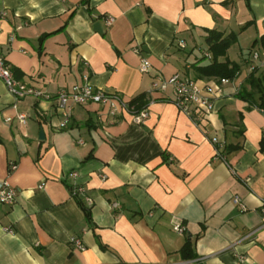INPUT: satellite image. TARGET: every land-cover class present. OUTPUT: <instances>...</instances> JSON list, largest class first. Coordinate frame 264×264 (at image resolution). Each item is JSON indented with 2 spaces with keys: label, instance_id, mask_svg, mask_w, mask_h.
I'll return each mask as SVG.
<instances>
[{
  "label": "crops",
  "instance_id": "0c3cea01",
  "mask_svg": "<svg viewBox=\"0 0 264 264\" xmlns=\"http://www.w3.org/2000/svg\"><path fill=\"white\" fill-rule=\"evenodd\" d=\"M208 32L236 35L218 61L239 73L196 124L153 85L219 86L194 73L211 63ZM262 38L264 0H0V56L48 96L15 99L0 80V181L17 192L0 204V264H264V113L236 97L251 67L264 78ZM85 83L125 103L145 95L148 118L90 104L60 128L56 94ZM186 240L195 260L180 256Z\"/></svg>",
  "mask_w": 264,
  "mask_h": 264
},
{
  "label": "built area",
  "instance_id": "2783aa9c",
  "mask_svg": "<svg viewBox=\"0 0 264 264\" xmlns=\"http://www.w3.org/2000/svg\"><path fill=\"white\" fill-rule=\"evenodd\" d=\"M113 23L112 19L106 20L107 26ZM180 49H184V43L179 44ZM136 53H141L140 48L135 50ZM258 53L252 54V61L258 59ZM205 59L212 60L209 54L205 55ZM256 68L251 67L250 72ZM150 71L149 62L143 57L139 58V72L141 74H148ZM0 80H2L7 92L15 99L31 96L38 99H45L48 96L40 91H37L29 86H26L15 80L13 73L9 66L6 65L4 59L0 56ZM264 82V78H262ZM229 81L221 79L218 81L219 86L203 85L200 86L195 80L184 75L176 74L167 80H158L154 83V91L166 92L171 89L173 92V104L183 114L188 116L194 123L198 124L197 114L200 111L212 112L214 109V98L220 93V86L228 84ZM55 101L59 112H61L63 120L60 128H65L69 119L72 108L75 106L97 105L106 111V115L114 118L115 116L125 113L131 116V121L134 125L140 126L144 124L148 118L147 110H142L135 114L129 103H125L117 93H107L103 90L96 89L89 83L82 86H75L71 89L60 90L56 96ZM24 117L20 116L19 120L23 121ZM211 144L215 147L217 156H221L225 150V144L219 142L216 138L210 139ZM76 197L84 198L85 192L83 189H77L73 193ZM17 196L14 188L10 187L5 181H0V204L13 205ZM235 205H239L240 209H244L238 198H235ZM114 207H117L114 205ZM261 213L264 215V206L261 208ZM175 231L182 233V227H176ZM72 243L78 250L83 247L78 240H73Z\"/></svg>",
  "mask_w": 264,
  "mask_h": 264
},
{
  "label": "trees",
  "instance_id": "16d2710c",
  "mask_svg": "<svg viewBox=\"0 0 264 264\" xmlns=\"http://www.w3.org/2000/svg\"><path fill=\"white\" fill-rule=\"evenodd\" d=\"M237 37L234 34H230L226 38H223L219 34L208 32L206 43L209 47V51L212 55L211 63L206 66L194 67V73L198 79L207 80H221L226 79L229 82L235 80L239 73V67L229 61L219 62L220 58H225L228 50L236 43ZM255 44V43H254ZM262 49H264V38L260 40ZM240 101L248 105V109L257 108L264 113V82L262 77L257 76V70L255 69L245 82V86L241 88L236 96ZM145 95H140L129 103V106L133 108L134 113H140L146 106ZM239 148L229 146L227 148L228 153L235 152ZM260 152L264 153V140L260 143ZM86 212V211H85ZM180 256L183 260L190 261L197 258L194 250V242L186 240L184 246L180 250Z\"/></svg>",
  "mask_w": 264,
  "mask_h": 264
},
{
  "label": "water",
  "instance_id": "95a60500",
  "mask_svg": "<svg viewBox=\"0 0 264 264\" xmlns=\"http://www.w3.org/2000/svg\"><path fill=\"white\" fill-rule=\"evenodd\" d=\"M94 30H95V32H97L98 34H101V33H102V30H101L99 24H96V25L94 26ZM43 139H44V134H43V132H42V130H41V131L39 132V140H43Z\"/></svg>",
  "mask_w": 264,
  "mask_h": 264
}]
</instances>
